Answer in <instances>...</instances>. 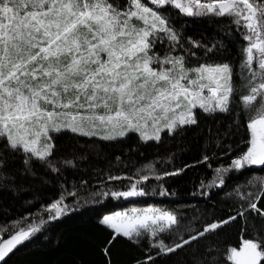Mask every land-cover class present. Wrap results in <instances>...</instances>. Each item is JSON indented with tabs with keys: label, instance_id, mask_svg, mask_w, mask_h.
<instances>
[{
	"label": "snow or ice",
	"instance_id": "6c2138e0",
	"mask_svg": "<svg viewBox=\"0 0 264 264\" xmlns=\"http://www.w3.org/2000/svg\"><path fill=\"white\" fill-rule=\"evenodd\" d=\"M175 10L189 17H227L245 42L238 65L217 58L223 44L185 40L171 22ZM201 110H238L250 131L246 150L227 167H217L202 189L224 185L230 169L264 168V0H0V186L15 179L10 164L16 156L33 176L38 163L55 173L77 169L75 157L56 156L54 137L63 131L103 140L136 133L145 142L160 141L165 130L174 134L197 124ZM148 167L147 173L137 170L138 178L128 177L126 190L100 195H146L141 181L184 171ZM247 186L254 191L236 189L241 202L235 215L205 221L199 228L179 210L156 205L103 215L100 223L113 230L102 248L106 264L120 236L135 243L149 238L136 264H154L157 257L216 233L237 216L251 213L253 219H264V175L250 177ZM161 189V195L168 193ZM46 208L49 219L71 210L63 195ZM247 226L245 219V231ZM37 229H13L7 238L0 230V261ZM218 251L206 246L205 257H194V264H217ZM222 255L231 264H264V236L257 231L245 238L242 233L240 245L227 246Z\"/></svg>",
	"mask_w": 264,
	"mask_h": 264
},
{
	"label": "trees",
	"instance_id": "16d2710c",
	"mask_svg": "<svg viewBox=\"0 0 264 264\" xmlns=\"http://www.w3.org/2000/svg\"><path fill=\"white\" fill-rule=\"evenodd\" d=\"M175 12L171 22L185 40L191 37L206 44L216 43L218 47L223 44L217 58L238 65L240 48L245 42L227 17L198 18L180 14L179 10ZM54 139L56 156L75 157L79 167L55 173L38 163L33 176L24 171L22 157L12 159L10 168L15 179L0 186V230L7 238L13 229L29 225H37L38 229L0 264H106L102 248L113 230L100 223L105 213L129 206L156 205L179 210L194 228H199L205 221L235 215L241 202L236 195L237 187L240 186L241 191H254L247 186V181L254 175H264L261 166L230 169L225 174L224 185L200 187L202 182L208 184L217 167H227L231 159L248 146L250 131L238 110L216 114L198 111L197 124L184 126L174 134L165 130L160 141L145 142L136 133L126 138L103 140L70 131H63ZM204 155L210 160L204 161ZM149 165L154 166L155 172L175 168H184V171L159 180L150 176L148 181H141L146 195L126 198L100 195L126 190L130 184L128 177L138 178L141 172L137 170L149 172ZM109 175L122 178L109 180ZM161 185L168 189L167 194H160ZM61 195L71 210L49 219L46 205ZM260 206L264 207V197ZM257 231L264 236V219H253V214L246 213L245 218L237 216L216 233L175 253L157 257L154 264H194V257H205L208 245L219 250L214 253L219 257L217 264H231L225 261L223 251L229 245L239 246L242 233L245 238H252ZM148 240L145 237L135 243L118 237L110 248L111 264H136L145 256Z\"/></svg>",
	"mask_w": 264,
	"mask_h": 264
},
{
	"label": "rangeland",
	"instance_id": "374dc122",
	"mask_svg": "<svg viewBox=\"0 0 264 264\" xmlns=\"http://www.w3.org/2000/svg\"><path fill=\"white\" fill-rule=\"evenodd\" d=\"M133 207H137V208H139V206H129V207H127V208L116 209V210H114V211H112V212H116V211H126V210H130V209L133 208ZM112 212H108V213H105V214H110V213H112ZM105 214H104V215H105Z\"/></svg>",
	"mask_w": 264,
	"mask_h": 264
},
{
	"label": "water",
	"instance_id": "95a60500",
	"mask_svg": "<svg viewBox=\"0 0 264 264\" xmlns=\"http://www.w3.org/2000/svg\"><path fill=\"white\" fill-rule=\"evenodd\" d=\"M5 259V258H4ZM2 261H0V263H1Z\"/></svg>",
	"mask_w": 264,
	"mask_h": 264
}]
</instances>
